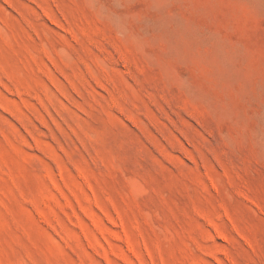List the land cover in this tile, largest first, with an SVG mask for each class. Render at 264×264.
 Listing matches in <instances>:
<instances>
[{"label":"rangeland","instance_id":"1","mask_svg":"<svg viewBox=\"0 0 264 264\" xmlns=\"http://www.w3.org/2000/svg\"><path fill=\"white\" fill-rule=\"evenodd\" d=\"M0 264H264V0H0Z\"/></svg>","mask_w":264,"mask_h":264}]
</instances>
